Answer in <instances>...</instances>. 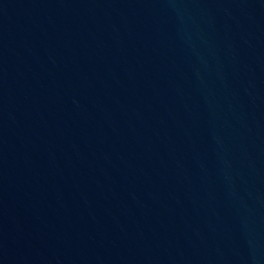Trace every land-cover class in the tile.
I'll return each mask as SVG.
<instances>
[{"label":"water","instance_id":"1","mask_svg":"<svg viewBox=\"0 0 264 264\" xmlns=\"http://www.w3.org/2000/svg\"><path fill=\"white\" fill-rule=\"evenodd\" d=\"M70 264H264V0H28Z\"/></svg>","mask_w":264,"mask_h":264}]
</instances>
